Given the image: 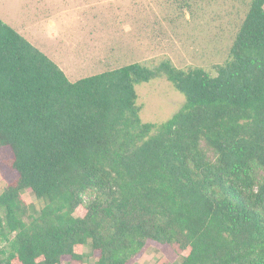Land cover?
<instances>
[{
    "label": "trees",
    "instance_id": "obj_1",
    "mask_svg": "<svg viewBox=\"0 0 264 264\" xmlns=\"http://www.w3.org/2000/svg\"><path fill=\"white\" fill-rule=\"evenodd\" d=\"M215 69L165 57L71 81L0 17V264H131L150 241L179 264H264V0ZM157 78L186 97L161 124L137 92Z\"/></svg>",
    "mask_w": 264,
    "mask_h": 264
},
{
    "label": "rangeland",
    "instance_id": "obj_2",
    "mask_svg": "<svg viewBox=\"0 0 264 264\" xmlns=\"http://www.w3.org/2000/svg\"><path fill=\"white\" fill-rule=\"evenodd\" d=\"M252 0H0V17L51 57L71 81L118 66H153L165 57L179 68L216 75ZM143 122L161 124L186 97L166 78L137 86ZM8 149L0 152L7 155ZM11 177L0 170V193ZM28 204H44L31 191ZM84 213V208L78 214ZM1 248V245H0ZM90 251L89 247L85 248ZM89 257L83 264H94ZM178 255L150 241L131 264H179ZM65 258L62 264H70Z\"/></svg>",
    "mask_w": 264,
    "mask_h": 264
}]
</instances>
